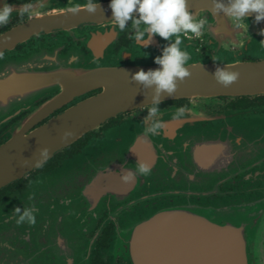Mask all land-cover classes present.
Returning a JSON list of instances; mask_svg holds the SVG:
<instances>
[{
    "label": "water",
    "instance_id": "1",
    "mask_svg": "<svg viewBox=\"0 0 264 264\" xmlns=\"http://www.w3.org/2000/svg\"><path fill=\"white\" fill-rule=\"evenodd\" d=\"M218 69L239 76L225 86L216 79ZM187 70L190 75L177 80L172 94L165 90L159 96L155 85L145 87L134 75H101L94 86L104 88L101 96L31 137L13 133L0 147V189L134 107L181 98L264 95V63ZM57 79L65 86V76ZM17 81L0 79V85L16 92ZM175 111L110 130L52 174L5 198L0 203V264H89L96 239L89 240L88 233L106 210L120 203L126 211L131 200L143 207L126 217L110 249L129 264H264V116L186 111L174 119ZM156 120L163 127L156 135L145 134ZM140 162L151 165L147 177L136 173ZM243 166L252 175L245 195L211 200L221 194V180ZM129 172L134 178L125 183L121 176ZM162 196L167 201L160 202ZM25 211L35 224L27 218L18 223Z\"/></svg>",
    "mask_w": 264,
    "mask_h": 264
},
{
    "label": "flooded vegetation",
    "instance_id": "2",
    "mask_svg": "<svg viewBox=\"0 0 264 264\" xmlns=\"http://www.w3.org/2000/svg\"><path fill=\"white\" fill-rule=\"evenodd\" d=\"M87 2L0 0V6L8 3L13 7L9 23L0 25V79L18 80L16 92L0 85V147L7 145L13 133L21 139L31 137L59 117L101 96L104 88L94 86L97 78L103 74L125 77L133 76L140 70L161 67L155 63V59L175 42V36L165 40L154 35L147 44L136 41L138 29L133 27L131 20L123 31L113 24L111 0H98L96 11L92 13L86 9L78 14L70 11L76 4L85 5ZM223 2L227 5L229 0ZM28 3L34 6V10L21 16L20 9ZM186 7L197 19L202 11L213 12L200 37L191 33L187 36L179 34L181 49L190 55L186 68L199 65L224 67L233 62L264 63V20L257 23L256 13H250L245 18L244 27H237L223 11H214V0H187ZM133 15L138 17V13L134 12ZM142 28L143 25L140 26ZM89 74L94 76L88 77ZM61 76L67 78L65 86L57 79ZM61 96L63 99L53 104ZM153 106H158V114L183 106L197 114L239 113L246 119L264 116V95L181 98L121 112L85 133L19 180L0 189V203L9 196L25 191L38 178L52 174L66 161L80 155L90 143L103 139L110 130L149 116ZM33 117V123L26 126L25 122ZM244 168L233 176L224 177L220 182L221 194L210 196V199L224 200L237 193L244 196L242 190L252 184V175ZM146 198L151 199L152 196ZM159 199L163 202L168 198L162 196ZM151 203L150 200L146 205ZM126 205V211H123L120 203L106 210L95 230L88 233L89 240L96 239L95 247H91L89 264H129L123 257L110 253L114 236L124 227L126 217L138 213L143 207V204H136L133 200Z\"/></svg>",
    "mask_w": 264,
    "mask_h": 264
},
{
    "label": "clouds",
    "instance_id": "3",
    "mask_svg": "<svg viewBox=\"0 0 264 264\" xmlns=\"http://www.w3.org/2000/svg\"><path fill=\"white\" fill-rule=\"evenodd\" d=\"M187 0H111L110 7L113 10V24L117 25L123 31L127 22L131 20L133 27L138 29L135 34L136 41H145L150 43L154 35H158L165 40L176 37L175 42L171 43L163 50L162 56L155 59V63L160 65L158 70H149L147 72L140 70L134 74V80L142 83L145 87L155 85L157 96L163 91L172 94L177 88V80H183L190 75L186 64L190 61V55L187 51L181 49L182 43L179 34L186 36L191 33L196 37L202 35V30L209 23V16H213L212 11H202L199 19L190 12L187 7ZM98 0H88L85 5L76 4L70 9L72 14H78L82 9L92 13L96 11ZM34 10L31 3L25 4L20 9L19 14L24 16ZM214 11L221 12L236 24L237 27H244L243 21L250 13H256L257 23L264 20V0H229L226 5L223 0H214ZM13 12L12 5L3 3L0 6V25L9 23ZM138 13V17L133 13ZM143 28L140 29V26ZM147 34V39H145ZM191 38V37H189ZM218 82L225 86L236 81L239 73L218 69L215 73ZM186 107L176 109L173 118L181 119L186 115ZM160 112L158 106L150 109V118L155 117ZM163 127V122L156 120L149 127L145 128V134L156 135L157 131ZM136 173L147 177L151 174V165L146 162H140L136 167ZM134 174L129 172L121 176V180L129 183L133 180ZM17 212L20 209L16 210ZM27 218L29 223L35 224V217L30 211H25L18 223Z\"/></svg>",
    "mask_w": 264,
    "mask_h": 264
},
{
    "label": "rangeland",
    "instance_id": "4",
    "mask_svg": "<svg viewBox=\"0 0 264 264\" xmlns=\"http://www.w3.org/2000/svg\"><path fill=\"white\" fill-rule=\"evenodd\" d=\"M263 56H264V54H263ZM235 61H237V60H235ZM108 133V132H107ZM106 136V135H105Z\"/></svg>",
    "mask_w": 264,
    "mask_h": 264
}]
</instances>
